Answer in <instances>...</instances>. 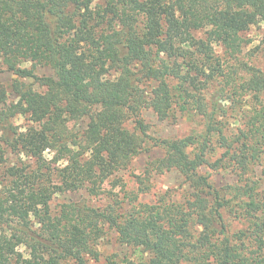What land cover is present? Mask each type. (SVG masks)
Instances as JSON below:
<instances>
[{
	"label": "trees",
	"instance_id": "16d2710c",
	"mask_svg": "<svg viewBox=\"0 0 264 264\" xmlns=\"http://www.w3.org/2000/svg\"><path fill=\"white\" fill-rule=\"evenodd\" d=\"M260 22L264 0H0V64L18 96L0 114V264H88L105 226L135 255L102 264H264V70L239 57ZM144 110L200 121L156 141L153 171L179 173L178 197L142 200L150 171L132 188L116 178L147 149ZM82 119L77 137L69 121ZM217 171L234 181L217 186ZM78 190L88 198L52 205Z\"/></svg>",
	"mask_w": 264,
	"mask_h": 264
},
{
	"label": "rangeland",
	"instance_id": "374dc122",
	"mask_svg": "<svg viewBox=\"0 0 264 264\" xmlns=\"http://www.w3.org/2000/svg\"><path fill=\"white\" fill-rule=\"evenodd\" d=\"M244 37H246L249 42L245 45L242 53L239 55L240 59L252 63L256 67H260L264 70V22L252 26L244 34ZM217 49L220 53L222 52L220 48ZM23 66L27 68L31 67L30 63H25ZM34 72L39 76L52 74L50 66L46 64L36 65ZM16 77L17 76L14 73L6 70L5 66L0 64V86H4L8 90L7 101L2 104L0 103V114L2 115L7 113L11 104L18 98L12 88V82ZM21 82L26 87L42 90V87L39 86L32 77L22 78ZM143 116L148 125L149 139L146 143L147 149L137 155L126 169L119 171L116 174V178H120L121 181L125 182L127 188H132L134 186L133 175L143 174L144 172L150 171L151 192L147 196H142V200H153L157 194L163 193L166 190H168L170 194L178 197L183 193L185 188L179 173L176 171H163L162 173H156L153 171L156 160L164 154L163 147L156 141L161 138L182 137L194 131H199L201 128L200 121L197 117H187L182 114H177L174 118L169 117L167 119H160L150 110H144ZM13 121L20 126H23L26 123L21 115L16 116ZM86 123L87 119L79 121L72 120L69 121V127L74 132V135L78 137L85 129ZM44 155L49 159L52 156V152L45 151ZM9 157L14 159V157L10 155ZM262 171L263 166L257 168L259 174ZM211 177L217 186H225L232 183L235 179L234 175L224 171L214 172L211 174ZM104 189L106 191L112 190L113 192H118L120 197L122 196V192H119L120 187H112L111 182L105 183ZM81 198H88L85 190L67 192L57 195L56 198L53 199L52 205L58 206L61 203H72ZM106 201H108L106 193L99 196V198L92 199V203L97 205L105 203ZM240 226L241 225L238 222L233 223V227L235 228ZM94 249L95 254L93 256L98 255L99 260H95L93 256L88 257V264H102L104 258L109 255L119 261H124L135 255L131 248L119 243L116 232L113 229L107 228V226L98 233Z\"/></svg>",
	"mask_w": 264,
	"mask_h": 264
}]
</instances>
